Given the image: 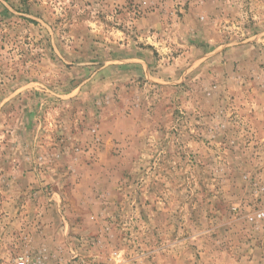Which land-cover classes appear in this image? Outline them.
Instances as JSON below:
<instances>
[{
    "label": "rangeland",
    "instance_id": "374dc122",
    "mask_svg": "<svg viewBox=\"0 0 264 264\" xmlns=\"http://www.w3.org/2000/svg\"><path fill=\"white\" fill-rule=\"evenodd\" d=\"M264 264V0H0V264Z\"/></svg>",
    "mask_w": 264,
    "mask_h": 264
},
{
    "label": "built area",
    "instance_id": "2783aa9c",
    "mask_svg": "<svg viewBox=\"0 0 264 264\" xmlns=\"http://www.w3.org/2000/svg\"><path fill=\"white\" fill-rule=\"evenodd\" d=\"M6 264H40V262H32L24 255H17L9 259Z\"/></svg>",
    "mask_w": 264,
    "mask_h": 264
}]
</instances>
